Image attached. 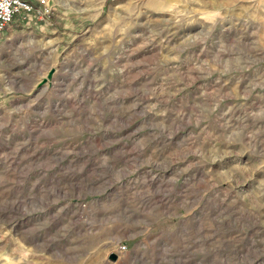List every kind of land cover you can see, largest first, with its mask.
<instances>
[{
	"label": "rangeland",
	"instance_id": "1",
	"mask_svg": "<svg viewBox=\"0 0 264 264\" xmlns=\"http://www.w3.org/2000/svg\"><path fill=\"white\" fill-rule=\"evenodd\" d=\"M51 6L0 34V264H264V0Z\"/></svg>",
	"mask_w": 264,
	"mask_h": 264
},
{
	"label": "built area",
	"instance_id": "2",
	"mask_svg": "<svg viewBox=\"0 0 264 264\" xmlns=\"http://www.w3.org/2000/svg\"><path fill=\"white\" fill-rule=\"evenodd\" d=\"M51 0H0V34L13 21L16 15L44 17L51 13ZM126 243L116 245L115 251L123 252Z\"/></svg>",
	"mask_w": 264,
	"mask_h": 264
},
{
	"label": "water",
	"instance_id": "3",
	"mask_svg": "<svg viewBox=\"0 0 264 264\" xmlns=\"http://www.w3.org/2000/svg\"><path fill=\"white\" fill-rule=\"evenodd\" d=\"M117 256H118V254H117V253H114V252H113V253L111 254V258H112V259H116V258H117Z\"/></svg>",
	"mask_w": 264,
	"mask_h": 264
}]
</instances>
